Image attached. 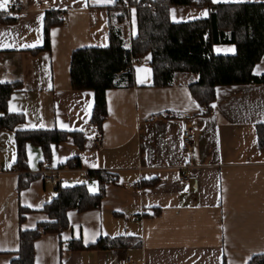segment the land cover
Here are the masks:
<instances>
[{"label": "crops", "instance_id": "crops-1", "mask_svg": "<svg viewBox=\"0 0 264 264\" xmlns=\"http://www.w3.org/2000/svg\"><path fill=\"white\" fill-rule=\"evenodd\" d=\"M13 1L0 9L2 17L16 18L0 21V83H22L9 99V110L25 114V129L84 133L83 148L71 137L53 146L50 161L62 171L63 187L86 183L98 193L101 185L89 178L91 169L109 170L116 178L106 185L100 209L72 210L62 234L39 237L36 264H120L124 257L135 264H248L264 254V150L257 132L264 123V83L217 87L206 113L190 90L197 74L178 73L171 86H155L153 58L145 55L135 67V85L108 90L109 116L98 144L92 122L95 93L73 89L72 55L87 46L109 45L110 16L118 12V0H22L24 10L11 16L5 10ZM48 11L63 14L65 22L51 28L50 48H44ZM209 12L197 5L170 9L176 23L209 18ZM130 15L125 22L132 28L134 9ZM214 48L222 55L236 53L229 43ZM254 72L264 75V57ZM185 111L193 113L190 125L196 135L187 151L184 126L174 116ZM15 134L0 131V264L19 257L21 230L51 220L43 208L57 196L39 172L46 161L40 145L27 148L29 173L37 176L18 191L25 173L13 169ZM184 172L190 175L188 183L180 179ZM22 208L29 210L23 221ZM124 235L139 244L62 250V242L81 239L90 245Z\"/></svg>", "mask_w": 264, "mask_h": 264}, {"label": "trees", "instance_id": "trees-1", "mask_svg": "<svg viewBox=\"0 0 264 264\" xmlns=\"http://www.w3.org/2000/svg\"><path fill=\"white\" fill-rule=\"evenodd\" d=\"M128 1L136 12V34L128 45L121 24L129 19L132 9L125 6ZM200 6L210 9L209 18H196L192 21L174 22L170 9L173 6ZM127 7V8H126ZM118 12L110 16L109 45L76 49L73 51L71 80L73 89L85 91L93 89L95 107L92 122L99 129L108 117L107 92L116 87L128 88L135 85L134 62L150 54L154 85L169 87L176 80V74L189 72L197 74L198 79L190 84V90L206 113L211 112L212 103L217 98L219 86H239V84L264 83V75L257 76L255 66L264 57V3H215L213 0H118ZM117 18L119 23L113 20ZM0 21L15 22L14 17H1ZM45 45L50 48V30L63 24L60 13L47 12L45 18ZM225 43L236 46V53L218 54L215 45ZM22 88V83H0V131L16 132L17 162L13 169L22 173L19 189L29 187L37 175L29 173L27 148L40 145L46 160L50 159L53 146H59L70 137L81 148L86 138L81 131L68 132L60 129H25L22 124L27 120L24 113L9 110L10 97ZM259 146L264 150V123L257 125ZM70 163L69 165H71ZM90 179H96L101 185L98 193H91L86 183L57 189V196L44 205L43 212L48 213L50 221L41 222L34 230H21L19 257L11 264H36L35 244L40 236L57 232L62 234L69 228L70 211H89L100 209L106 193V185L114 182L115 174L109 170L91 169ZM27 208H22L21 220L26 216ZM135 238H101L94 244L85 245L84 240L62 242V250L70 249H122L139 244ZM64 247V248H63ZM248 264H264V254L256 255Z\"/></svg>", "mask_w": 264, "mask_h": 264}, {"label": "built area", "instance_id": "built-area-1", "mask_svg": "<svg viewBox=\"0 0 264 264\" xmlns=\"http://www.w3.org/2000/svg\"><path fill=\"white\" fill-rule=\"evenodd\" d=\"M125 6H127L129 9H133L132 4H130L128 1L125 2ZM7 9L8 10H5V12H7L9 15L11 16L17 15V13H19L21 10H24L22 0H15L11 2L10 5L7 7ZM2 15L3 13L0 12L1 17ZM61 17H63V14H61ZM143 61L144 58L138 59L137 61L134 62V66L136 67L138 65H141ZM174 116L177 118V120H180L184 126L183 129L184 149L186 151L192 149L194 143L196 142L195 132L193 130L192 125H190L191 119L193 117V113L185 111V112H180L178 114L176 113V115ZM102 138L103 136L101 133V129L97 128L95 134L96 143L101 144ZM50 160L51 158L46 160L42 164V166L39 169V172L41 173V176L44 179V181L48 183L50 186H53L57 190L58 188H61L63 186L61 179L62 171L59 168L54 167L51 164ZM189 177H190L189 173L184 172L180 177V179L181 181L188 183V181H190ZM120 264H135V261L131 258L124 257L122 258Z\"/></svg>", "mask_w": 264, "mask_h": 264}, {"label": "rangeland", "instance_id": "rangeland-1", "mask_svg": "<svg viewBox=\"0 0 264 264\" xmlns=\"http://www.w3.org/2000/svg\"><path fill=\"white\" fill-rule=\"evenodd\" d=\"M133 10V9H132ZM131 16V15H130ZM129 19L131 20V18L129 17ZM125 24L127 25L126 27H125V29L127 30V34H126V40H127V42H129L130 40H131V37H132V34H135L137 31H136V29L134 28V27H136V21L135 20H133V26H132V28H133V30H132V28L130 27V25L128 24V23H126L125 22Z\"/></svg>", "mask_w": 264, "mask_h": 264}, {"label": "snow or ice", "instance_id": "snow-or-ice-1", "mask_svg": "<svg viewBox=\"0 0 264 264\" xmlns=\"http://www.w3.org/2000/svg\"><path fill=\"white\" fill-rule=\"evenodd\" d=\"M8 4V0H0V9H5ZM206 14V13H205ZM32 45H30L31 47Z\"/></svg>", "mask_w": 264, "mask_h": 264}]
</instances>
